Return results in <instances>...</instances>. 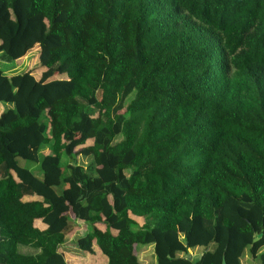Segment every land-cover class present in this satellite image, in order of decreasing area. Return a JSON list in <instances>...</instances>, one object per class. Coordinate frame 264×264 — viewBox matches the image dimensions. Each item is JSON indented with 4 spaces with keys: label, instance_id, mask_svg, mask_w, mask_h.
I'll return each mask as SVG.
<instances>
[{
    "label": "trees",
    "instance_id": "trees-1",
    "mask_svg": "<svg viewBox=\"0 0 264 264\" xmlns=\"http://www.w3.org/2000/svg\"><path fill=\"white\" fill-rule=\"evenodd\" d=\"M35 46L0 69V264H264V0H0V59Z\"/></svg>",
    "mask_w": 264,
    "mask_h": 264
},
{
    "label": "rangeland",
    "instance_id": "rangeland-1",
    "mask_svg": "<svg viewBox=\"0 0 264 264\" xmlns=\"http://www.w3.org/2000/svg\"><path fill=\"white\" fill-rule=\"evenodd\" d=\"M37 57H38V46H35L31 50H29L25 54V56H23L19 60L6 61V60L0 59V69L3 70V72L7 75L23 73V72L29 71L32 74H34L36 77H39L40 72L42 71V68L39 66ZM9 106H10L9 103H4V102L0 101V112L3 109L8 108ZM91 159L92 158H90V157L85 158V157L81 156L77 159V161H78V163L85 165L86 163L90 162ZM24 164L26 167H29V166H31V164H33V162L25 161ZM96 226H97V229L99 231L104 232L103 226L101 224H96ZM95 239L96 238L93 239V243H94L93 244V252L90 254L89 253H82V252L76 250L73 242H71V240L67 241V243L64 245V249H65L64 253H65V256L67 258L72 256V261H69V262H71L72 264H104V257L101 254V252L99 251L98 247L96 246ZM142 250L145 252L139 251V253H138L139 256L141 255L144 257L145 255L148 254V258H149L150 254H151L150 247L143 248ZM201 250H202L201 248H195V251H192V253L194 255H196V254L201 253ZM148 258H146V259L143 258L141 260L142 263L145 264L146 262H148L149 261ZM242 264H259V262L251 259L250 256L245 252V254L242 258Z\"/></svg>",
    "mask_w": 264,
    "mask_h": 264
},
{
    "label": "crops",
    "instance_id": "crops-1",
    "mask_svg": "<svg viewBox=\"0 0 264 264\" xmlns=\"http://www.w3.org/2000/svg\"><path fill=\"white\" fill-rule=\"evenodd\" d=\"M39 226L41 227V228H43L44 226L42 225V224H39ZM103 226V231H105V229H106V226L105 225H102ZM101 226V227H102ZM81 226H77L75 229H74V232L73 233H77V232H79L80 230H81V228H80ZM143 248H141L140 250H138V253H139V251L140 252H145V251H143L142 250ZM193 251H195V250H193ZM138 257L142 260L143 258H148V254L147 255H145L144 257L143 256H139V254H138ZM144 259V260H145ZM149 261L148 262H146L145 264H152V262L154 261V259H153V257L151 256V254H150V256H149ZM66 260L68 261V264H72L71 262H69V261H72V256H70V257H66ZM74 261V260H73ZM105 262H106V259L104 258V264H105Z\"/></svg>",
    "mask_w": 264,
    "mask_h": 264
},
{
    "label": "water",
    "instance_id": "water-1",
    "mask_svg": "<svg viewBox=\"0 0 264 264\" xmlns=\"http://www.w3.org/2000/svg\"><path fill=\"white\" fill-rule=\"evenodd\" d=\"M260 236V235H259ZM209 247L206 248V250H208ZM196 257V256H195ZM188 259H191V256H188ZM222 264H225V260L224 258L222 259Z\"/></svg>",
    "mask_w": 264,
    "mask_h": 264
}]
</instances>
